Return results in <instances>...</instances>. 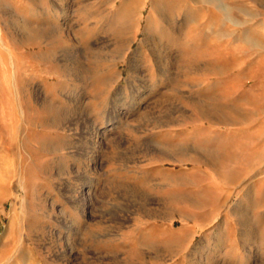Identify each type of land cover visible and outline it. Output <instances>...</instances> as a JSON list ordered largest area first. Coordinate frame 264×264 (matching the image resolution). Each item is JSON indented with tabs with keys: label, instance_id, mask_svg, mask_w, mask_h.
I'll return each mask as SVG.
<instances>
[{
	"label": "rangeland",
	"instance_id": "374dc122",
	"mask_svg": "<svg viewBox=\"0 0 264 264\" xmlns=\"http://www.w3.org/2000/svg\"><path fill=\"white\" fill-rule=\"evenodd\" d=\"M0 264H264V0H0Z\"/></svg>",
	"mask_w": 264,
	"mask_h": 264
}]
</instances>
